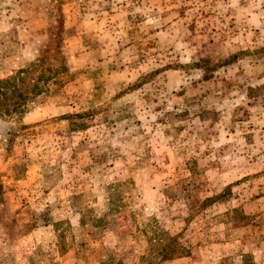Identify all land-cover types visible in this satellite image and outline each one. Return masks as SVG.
Listing matches in <instances>:
<instances>
[{"label": "rangeland", "instance_id": "1", "mask_svg": "<svg viewBox=\"0 0 264 264\" xmlns=\"http://www.w3.org/2000/svg\"><path fill=\"white\" fill-rule=\"evenodd\" d=\"M52 69L0 120V264H264V0H0V81Z\"/></svg>", "mask_w": 264, "mask_h": 264}, {"label": "trees", "instance_id": "2", "mask_svg": "<svg viewBox=\"0 0 264 264\" xmlns=\"http://www.w3.org/2000/svg\"><path fill=\"white\" fill-rule=\"evenodd\" d=\"M65 69V68H64ZM53 74L45 78L44 74L39 77L36 81V84L29 89V84L26 88L23 89L19 85L24 84V75L29 74L30 70H21L17 73L16 76L0 81V120L4 119H18L26 113L27 107L31 101H33L37 96L41 95L44 91L42 84L50 81L51 79L57 80L60 73H63L62 69H52ZM111 207L107 214L101 218H95L92 220H83L81 222V227H92L95 232V236L91 237V243H98L103 241L105 238L101 236L102 232H108L112 227L115 218L119 216H125L126 210L124 208H119L118 204L122 203V197L120 195L114 194V191L111 192ZM211 199L209 200V202ZM107 220V221H106ZM100 231V232H96ZM60 243L61 248H65L67 251L68 243L65 238L62 239V236L57 237ZM82 247L87 246L85 243L81 244ZM150 247L146 248L145 252L139 255L138 261L136 264H162L164 262H171L186 258L189 256V249L186 248L179 242L177 237H170L166 234L156 233L153 238L148 241ZM96 256V261L90 262L88 257L84 254H79L76 259H79L78 264H114L115 258L113 254H99L98 250L92 251ZM62 255L67 253L63 252ZM60 254V255H61Z\"/></svg>", "mask_w": 264, "mask_h": 264}]
</instances>
